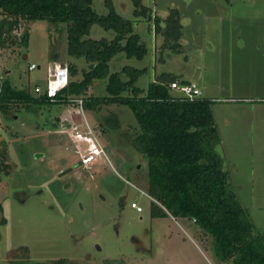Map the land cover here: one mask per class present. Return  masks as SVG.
Listing matches in <instances>:
<instances>
[{"label": "rangeland", "instance_id": "374dc122", "mask_svg": "<svg viewBox=\"0 0 264 264\" xmlns=\"http://www.w3.org/2000/svg\"><path fill=\"white\" fill-rule=\"evenodd\" d=\"M113 3L121 16L135 19L133 0ZM143 4L161 19L173 9L180 12L183 51H167L160 61L164 37L154 35L152 23H142L149 53L143 62H125L149 68L138 82L142 87L156 73L167 72L196 83L205 98L215 100L221 139L217 151L225 162L229 189L264 233V0ZM93 7L108 14L105 0H94ZM26 32L29 43L23 45ZM100 34L109 35L95 27L92 37ZM14 37L15 45L0 49V84L9 82L39 97L35 89H46L48 64L73 62L67 52L68 28L22 20ZM31 64L41 69L30 71ZM106 83L97 81L87 96L107 94ZM111 112L122 119L121 130L104 132L100 123ZM85 115L108 157L90 170L83 167L66 132L69 122L84 127L79 107L11 103L7 113H0V151L11 165L8 173L0 172V264L60 259L66 264H226L212 237L190 218L152 215V200L139 190L148 193V160L122 138L124 132H135L133 112L113 104L96 114L85 109ZM133 202L144 211L132 209Z\"/></svg>", "mask_w": 264, "mask_h": 264}, {"label": "trees", "instance_id": "16d2710c", "mask_svg": "<svg viewBox=\"0 0 264 264\" xmlns=\"http://www.w3.org/2000/svg\"><path fill=\"white\" fill-rule=\"evenodd\" d=\"M133 1L135 19L121 16L113 0H105L107 15L94 9V0H0V49L17 43L14 32L19 30L22 20L47 21L67 26V52L73 60L67 64L70 84L56 101L46 95L33 97L27 89L19 90L9 82L0 84V113H7L11 103L69 105L73 104L72 99L80 97H85L84 108L95 114L104 105L128 108L137 126L134 133H122V138L148 160L152 215L190 218L212 237L219 259L226 264H264V233L258 232L248 211L229 189L225 162L217 151L221 139L213 111L215 100L203 95L191 101L182 93L174 95L172 83L193 82L167 72L156 73L142 87L138 82L149 68L125 62H143L149 53L142 23H152L154 35L164 37L160 61H164L167 51L181 53L180 12L173 9L161 19L143 0ZM95 27L109 35L92 37ZM29 38L30 33L26 32L21 44L28 45ZM80 71L82 78L77 79ZM100 80L107 81V94L88 97ZM100 127L104 132H117L122 119L111 112ZM10 167L6 152L0 151V172L8 173ZM66 263L60 259L44 264Z\"/></svg>", "mask_w": 264, "mask_h": 264}, {"label": "built area", "instance_id": "2783aa9c", "mask_svg": "<svg viewBox=\"0 0 264 264\" xmlns=\"http://www.w3.org/2000/svg\"><path fill=\"white\" fill-rule=\"evenodd\" d=\"M41 69V66L31 64L30 71ZM47 86L44 91L37 87L36 93L46 95L52 101H56L59 94L66 89L71 81V72L68 65L59 61H51L47 66ZM172 88L181 92L186 98L194 101L203 97L202 89L196 83L188 85H180L178 82L172 83ZM2 86H0V95L2 93ZM72 103L79 107L84 117V127L69 122L66 130L69 137L75 143L77 152L80 155L81 163L86 170H90L92 165L96 163L101 157H107V152L99 139L96 130L91 126L85 115V97L75 98L71 100ZM143 195L148 196L151 200L153 198L145 191L139 189ZM132 209L142 213L144 208L137 202L131 204Z\"/></svg>", "mask_w": 264, "mask_h": 264}, {"label": "water", "instance_id": "95a60500", "mask_svg": "<svg viewBox=\"0 0 264 264\" xmlns=\"http://www.w3.org/2000/svg\"><path fill=\"white\" fill-rule=\"evenodd\" d=\"M68 172H70V171H66V172L64 173V175L67 174Z\"/></svg>", "mask_w": 264, "mask_h": 264}]
</instances>
